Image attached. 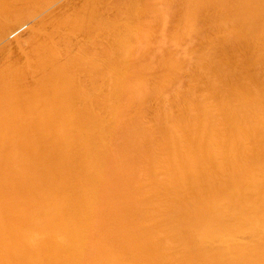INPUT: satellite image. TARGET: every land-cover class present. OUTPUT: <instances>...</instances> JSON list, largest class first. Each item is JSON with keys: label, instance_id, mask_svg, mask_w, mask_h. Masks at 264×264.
I'll return each instance as SVG.
<instances>
[{"label": "bare ground", "instance_id": "bare-ground-1", "mask_svg": "<svg viewBox=\"0 0 264 264\" xmlns=\"http://www.w3.org/2000/svg\"><path fill=\"white\" fill-rule=\"evenodd\" d=\"M59 1L0 0V264H264V0Z\"/></svg>", "mask_w": 264, "mask_h": 264}, {"label": "rangeland", "instance_id": "rangeland-1", "mask_svg": "<svg viewBox=\"0 0 264 264\" xmlns=\"http://www.w3.org/2000/svg\"><path fill=\"white\" fill-rule=\"evenodd\" d=\"M63 0H60L58 3L60 4H63V2H62ZM57 3V4H58ZM60 4V5H61ZM38 18V17H37ZM37 18H36V20H37ZM29 22H25V24L22 26V30L20 29V31H18V32H15V33H13L12 35H10V37L9 38H11V42L13 43L14 41H12V40H14V38L16 37V35L15 34H21V33H25L24 31H26V32H28V30L30 29V27L32 26V24L34 23V21H35V19H31V20H28ZM32 21V23H30ZM28 26V27H27ZM30 26V27H29ZM12 36V37H11ZM8 38V41L10 40Z\"/></svg>", "mask_w": 264, "mask_h": 264}]
</instances>
